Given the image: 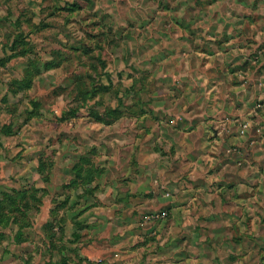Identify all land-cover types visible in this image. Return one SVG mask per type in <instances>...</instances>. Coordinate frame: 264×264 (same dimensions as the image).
I'll list each match as a JSON object with an SVG mask.
<instances>
[{
    "label": "rangeland",
    "instance_id": "374dc122",
    "mask_svg": "<svg viewBox=\"0 0 264 264\" xmlns=\"http://www.w3.org/2000/svg\"><path fill=\"white\" fill-rule=\"evenodd\" d=\"M197 91L227 112L250 99L245 120L223 124V156L229 174L260 178L247 189L258 198L178 233L166 212L141 209L131 180L167 170L159 140L169 150L179 123L156 108ZM258 204L264 0H0V264H164L182 244L181 264H229L234 251L236 264H264Z\"/></svg>",
    "mask_w": 264,
    "mask_h": 264
},
{
    "label": "crops",
    "instance_id": "0c3cea01",
    "mask_svg": "<svg viewBox=\"0 0 264 264\" xmlns=\"http://www.w3.org/2000/svg\"><path fill=\"white\" fill-rule=\"evenodd\" d=\"M192 54L195 55L196 53L193 52ZM187 69L196 70L195 67H188ZM202 69L199 71H203L204 75L205 73L208 74L206 70ZM208 80L212 79L209 77ZM195 93L193 99H187L178 94V96L168 99V106L156 108L163 112L165 117L168 115L173 123H179V126H173L172 133L167 136L166 141H170L171 145L169 150H167L166 143H163L162 139L159 140L161 143L159 152L165 154L169 160L167 170L162 171L156 177L149 169H146L140 175V179H132V183L130 182L131 185L138 184V187L132 188L131 193H136L133 197L144 199L145 204L141 209L153 214L157 211L166 212L167 219L171 222V228H177L178 233H185L182 230L190 228V226L193 227L195 222L201 221L202 217L205 218L210 214L216 218V222L220 216L229 217L233 220L237 207L247 206V202L253 198H258L257 194L252 196L247 194V189L250 186L258 185L260 182L257 175L252 177L248 174L247 176L229 174V170H227L229 169V161L223 156L225 152H232V145H228L230 143L229 134L223 124L228 119L233 121L245 120L246 113L243 106L250 99L246 98V102H243L242 107L239 108L238 106L233 107V103L237 105V98L229 97L231 101L229 102V112H227L228 109L220 110L218 107L220 103H217V99L204 98L200 91ZM175 101L176 104H174ZM199 104L204 105V109L201 111L198 110ZM207 155L210 157V163L206 164L203 158ZM225 170L227 172L223 174ZM183 171L187 173L181 174ZM218 200L220 202L227 200V206L222 207L224 203L218 205ZM214 202H216V207L213 205ZM255 208L264 212V207L259 204ZM195 217L198 219L195 220ZM231 223L232 225L230 224L231 226L226 232L229 233V244L235 245L234 235L237 227L242 223L236 220L231 221ZM214 229L219 231V229ZM158 230L162 231L161 225ZM189 231L190 234H193V245L201 253L206 247V243L195 234V231ZM221 237L216 236L215 241H220ZM181 249H184L183 244L181 248L178 246L173 248V252H175L172 254V259L161 261V263L181 264V257L184 255ZM163 250H169V247L166 246ZM228 256L229 264L238 262L236 257L239 254L235 251ZM199 259L201 258L199 257ZM243 259L245 260L246 257L241 258V263L244 262Z\"/></svg>",
    "mask_w": 264,
    "mask_h": 264
}]
</instances>
